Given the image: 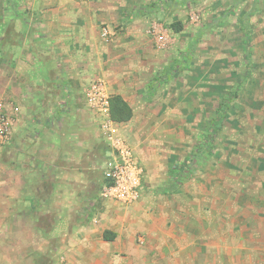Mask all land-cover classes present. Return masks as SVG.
I'll return each instance as SVG.
<instances>
[{"label": "crops", "instance_id": "crops-1", "mask_svg": "<svg viewBox=\"0 0 264 264\" xmlns=\"http://www.w3.org/2000/svg\"><path fill=\"white\" fill-rule=\"evenodd\" d=\"M247 12V0H0V30L25 28L13 55L0 37V106L13 119V139L0 155V264H241L264 253L263 197L217 196L221 182L213 177L206 198L163 206L153 189L163 180L147 171L134 127L149 119L188 124L184 109L198 106L194 78L213 72L173 63L181 53L192 60L199 39L245 44ZM155 24L172 30L169 49L156 48ZM98 82L133 110L121 133L152 190L131 205L100 194L109 148L86 99ZM158 82L159 106L147 103L153 116L140 119L137 96L145 101ZM250 173L262 186L264 171ZM205 205L204 219L185 214Z\"/></svg>", "mask_w": 264, "mask_h": 264}, {"label": "rangeland", "instance_id": "rangeland-1", "mask_svg": "<svg viewBox=\"0 0 264 264\" xmlns=\"http://www.w3.org/2000/svg\"><path fill=\"white\" fill-rule=\"evenodd\" d=\"M247 6L248 12L242 19L246 21L243 30L248 34L243 39L245 44L203 45V39H199L192 50V60H186L181 53V58L173 63L196 72H213L207 78L203 75L194 78L200 81L194 83L197 89L194 106H198L184 109L183 117L188 118V124L157 125L154 119L152 122L149 119L147 124L134 125L138 129L137 145L143 150L147 171L151 167V172L155 171L163 180L161 185L153 188L155 196H163V206L181 202L190 206L195 201L188 200V197L206 198L208 180L213 177L221 182L217 196L264 198V183L261 186L247 179L257 167L264 171V0H247ZM35 31L38 30L32 29L29 35ZM24 33L22 26L0 30V37L7 38L9 54L16 52L14 49ZM206 48L209 49L202 50ZM151 88L150 94L144 96L145 101L140 102L137 96L140 119L153 116L147 103L159 106V82ZM162 114L163 111L157 117ZM105 158L102 155V160ZM164 163L167 165L166 175L161 174L165 172L164 167L161 168ZM242 178L247 181L240 182ZM194 208L185 207V214H198L204 219L206 205L196 207L200 210ZM141 235L138 232L135 239L143 247L145 243L140 240ZM258 259L264 260V253H249L241 264H264Z\"/></svg>", "mask_w": 264, "mask_h": 264}, {"label": "built area", "instance_id": "built-area-1", "mask_svg": "<svg viewBox=\"0 0 264 264\" xmlns=\"http://www.w3.org/2000/svg\"><path fill=\"white\" fill-rule=\"evenodd\" d=\"M151 36L159 48H168L174 42L172 30L155 24ZM103 37H110L108 29ZM109 94L103 82H98L87 91L88 107L99 119V129L108 145V155L103 165V178L100 194L104 199L124 205L141 200L144 193L151 189L146 182V169L129 141L122 135V126L113 121L110 115ZM13 139V119L0 106V155Z\"/></svg>", "mask_w": 264, "mask_h": 264}, {"label": "trees", "instance_id": "trees-1", "mask_svg": "<svg viewBox=\"0 0 264 264\" xmlns=\"http://www.w3.org/2000/svg\"><path fill=\"white\" fill-rule=\"evenodd\" d=\"M181 27V23L173 24V29L178 31ZM110 115L113 121L117 123L129 122L133 117V110L131 106L120 95H112L109 98ZM177 180L174 181L175 187L177 186Z\"/></svg>", "mask_w": 264, "mask_h": 264}]
</instances>
